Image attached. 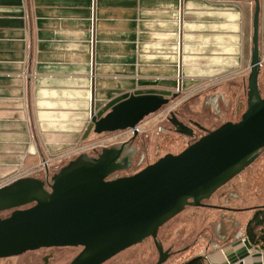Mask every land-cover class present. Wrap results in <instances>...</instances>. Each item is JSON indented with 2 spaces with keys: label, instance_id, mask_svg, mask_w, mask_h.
Returning <instances> with one entry per match:
<instances>
[{
  "label": "crops",
  "instance_id": "0c3cea01",
  "mask_svg": "<svg viewBox=\"0 0 264 264\" xmlns=\"http://www.w3.org/2000/svg\"><path fill=\"white\" fill-rule=\"evenodd\" d=\"M255 7V0H29L30 108L47 164L75 152L94 110L121 94L215 89L227 98L251 72ZM29 60L27 0H0V179L43 162L28 107ZM259 208L264 203L238 207L235 234L184 259L181 251L173 264L195 256L203 264H264V239L247 233Z\"/></svg>",
  "mask_w": 264,
  "mask_h": 264
},
{
  "label": "water",
  "instance_id": "95a60500",
  "mask_svg": "<svg viewBox=\"0 0 264 264\" xmlns=\"http://www.w3.org/2000/svg\"><path fill=\"white\" fill-rule=\"evenodd\" d=\"M253 51L246 110L237 121L213 130L177 154L165 153L128 176L110 178L133 166L141 121L176 94L156 90L121 94L94 110L85 138L133 128L125 143L96 146L47 165L34 130L29 78L32 26L29 0L30 60L27 93L32 130L45 168L0 187V258L43 247L81 246L69 264H163L171 253L159 229L186 207L205 200L249 166L264 150V97L261 71L260 0H255ZM179 132L194 135L174 113ZM263 149V150H262Z\"/></svg>",
  "mask_w": 264,
  "mask_h": 264
},
{
  "label": "rangeland",
  "instance_id": "374dc122",
  "mask_svg": "<svg viewBox=\"0 0 264 264\" xmlns=\"http://www.w3.org/2000/svg\"><path fill=\"white\" fill-rule=\"evenodd\" d=\"M260 46L264 55V40H260ZM259 87L264 97V63L259 75ZM248 90L247 80L242 86L231 89L227 98L218 94L215 89L200 95L172 98L171 102L139 124L137 153L130 170L125 173L118 170L110 178L131 175L167 152L177 154L206 134V130L197 127L195 123L201 124L207 130H213L226 121H237L246 110ZM172 113L193 128V136L177 130L170 120ZM133 135L127 129L93 135L92 139L87 137L75 152L53 158L47 165L96 146L109 147L125 143ZM44 168L45 165L41 162L27 171L8 174L0 179V187ZM204 202L206 206L186 207L159 229L158 239L165 250L171 253L163 264H173L181 251V258L184 259L209 245L222 243L226 236L239 230L236 214L238 207L264 203V150L249 166ZM10 213L11 210L1 211L0 217H6ZM82 249L81 246L43 247L2 257L0 264H69Z\"/></svg>",
  "mask_w": 264,
  "mask_h": 264
},
{
  "label": "trees",
  "instance_id": "16d2710c",
  "mask_svg": "<svg viewBox=\"0 0 264 264\" xmlns=\"http://www.w3.org/2000/svg\"><path fill=\"white\" fill-rule=\"evenodd\" d=\"M258 228L261 229V234L258 235ZM247 233L251 237V239L263 238L264 239V209L259 208L256 210L253 218L249 222ZM204 257L203 256H195L190 260L184 262L183 264H203Z\"/></svg>",
  "mask_w": 264,
  "mask_h": 264
},
{
  "label": "built area",
  "instance_id": "2783aa9c",
  "mask_svg": "<svg viewBox=\"0 0 264 264\" xmlns=\"http://www.w3.org/2000/svg\"><path fill=\"white\" fill-rule=\"evenodd\" d=\"M263 63H264V60L262 59V61H261V66H263ZM136 130H137V132L140 130L139 125L136 127ZM128 131H130L132 134H134V133H133V128H129ZM46 164H47V162H46ZM43 165H44V163H43Z\"/></svg>",
  "mask_w": 264,
  "mask_h": 264
}]
</instances>
